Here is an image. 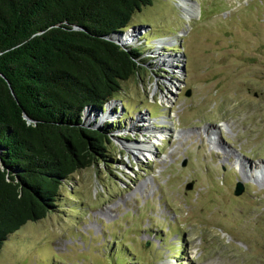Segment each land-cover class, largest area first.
Listing matches in <instances>:
<instances>
[{
  "label": "rangeland",
  "instance_id": "1",
  "mask_svg": "<svg viewBox=\"0 0 264 264\" xmlns=\"http://www.w3.org/2000/svg\"><path fill=\"white\" fill-rule=\"evenodd\" d=\"M117 39L148 69L84 111L111 130L108 159L0 264H264V0H151Z\"/></svg>",
  "mask_w": 264,
  "mask_h": 264
},
{
  "label": "trees",
  "instance_id": "2",
  "mask_svg": "<svg viewBox=\"0 0 264 264\" xmlns=\"http://www.w3.org/2000/svg\"><path fill=\"white\" fill-rule=\"evenodd\" d=\"M149 5L0 0V250L55 209L72 175L108 159L111 130L84 123V111H102L148 69L143 50L111 38Z\"/></svg>",
  "mask_w": 264,
  "mask_h": 264
},
{
  "label": "bare ground",
  "instance_id": "3",
  "mask_svg": "<svg viewBox=\"0 0 264 264\" xmlns=\"http://www.w3.org/2000/svg\"><path fill=\"white\" fill-rule=\"evenodd\" d=\"M195 9L197 10V7H195ZM186 13H189L188 11L186 12ZM122 36V35H121ZM121 36H119V37H121ZM117 41L119 42V43H121L120 42V40H118L117 39ZM122 44V43H121ZM122 45H124V44H122ZM171 92H173V90H174V86H171ZM171 92H168V93H170L171 94ZM165 101V100H164ZM166 102V101H165ZM168 130H164V132H163V134H168V132H167ZM162 137H164V136H162ZM141 151L143 152V151H145V154L147 155V156H151L152 155V147L150 146V145H147L146 147H144V148H142V149H139L138 150V153L139 154H141ZM137 153V154H138Z\"/></svg>",
  "mask_w": 264,
  "mask_h": 264
},
{
  "label": "water",
  "instance_id": "4",
  "mask_svg": "<svg viewBox=\"0 0 264 264\" xmlns=\"http://www.w3.org/2000/svg\"><path fill=\"white\" fill-rule=\"evenodd\" d=\"M111 40L114 41V42L119 43V42L117 41V38H114V37H113V38H111ZM119 44H121V43H119ZM24 118L27 119L26 116H25ZM184 165H185V163L182 164V166H184ZM187 189H191V184L188 185ZM242 192H243V187H242V185H241L240 183H237L236 186H235L234 195H235V196H239V195L242 194Z\"/></svg>",
  "mask_w": 264,
  "mask_h": 264
}]
</instances>
